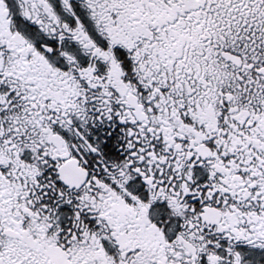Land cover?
<instances>
[{"label":"snow or ice","instance_id":"6c2138e0","mask_svg":"<svg viewBox=\"0 0 264 264\" xmlns=\"http://www.w3.org/2000/svg\"><path fill=\"white\" fill-rule=\"evenodd\" d=\"M0 264H264V0H0Z\"/></svg>","mask_w":264,"mask_h":264}]
</instances>
